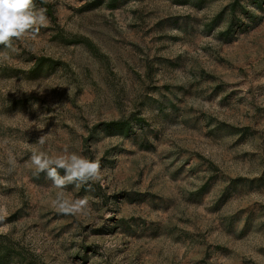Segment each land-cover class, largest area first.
<instances>
[{"label":"rangeland","instance_id":"rangeland-1","mask_svg":"<svg viewBox=\"0 0 264 264\" xmlns=\"http://www.w3.org/2000/svg\"><path fill=\"white\" fill-rule=\"evenodd\" d=\"M36 4L0 60V264H264V0ZM65 149L100 160L65 189L88 215L29 163Z\"/></svg>","mask_w":264,"mask_h":264},{"label":"clouds","instance_id":"clouds-1","mask_svg":"<svg viewBox=\"0 0 264 264\" xmlns=\"http://www.w3.org/2000/svg\"><path fill=\"white\" fill-rule=\"evenodd\" d=\"M46 9L37 7L36 0H0V60L10 58L9 51L17 52L14 41L30 38L37 40L42 27L48 25ZM51 131L38 138L40 146L46 145ZM9 163L15 166V158L10 156ZM30 165L38 173H45L57 189L52 206L67 215H88L93 210L91 202L94 199L88 195L72 198L65 191L68 185L79 187L89 181H100L102 177L99 159H90L76 152L65 149L61 153L49 154L48 151H33ZM61 170L63 174H61ZM6 216V209L0 207V221Z\"/></svg>","mask_w":264,"mask_h":264},{"label":"trees","instance_id":"trees-1","mask_svg":"<svg viewBox=\"0 0 264 264\" xmlns=\"http://www.w3.org/2000/svg\"><path fill=\"white\" fill-rule=\"evenodd\" d=\"M69 43H71V44H85L88 48H90V49L93 48L91 43L86 39L75 38V39H72L71 41H69ZM45 62H46L45 58L38 59L36 62V67L34 69H32L30 72L34 75L42 67V65ZM112 126L124 128V125H122V123H110L108 125V127H112Z\"/></svg>","mask_w":264,"mask_h":264}]
</instances>
